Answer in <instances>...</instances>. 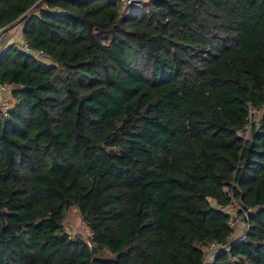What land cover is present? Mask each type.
I'll return each instance as SVG.
<instances>
[{
  "label": "trees",
  "instance_id": "1",
  "mask_svg": "<svg viewBox=\"0 0 264 264\" xmlns=\"http://www.w3.org/2000/svg\"><path fill=\"white\" fill-rule=\"evenodd\" d=\"M122 2L0 0V264H264V0Z\"/></svg>",
  "mask_w": 264,
  "mask_h": 264
},
{
  "label": "rangeland",
  "instance_id": "2",
  "mask_svg": "<svg viewBox=\"0 0 264 264\" xmlns=\"http://www.w3.org/2000/svg\"><path fill=\"white\" fill-rule=\"evenodd\" d=\"M143 1H145V0H130L129 2H126V0H124V2H122V5H121V10L124 13H129L130 11L133 10L134 7L140 5ZM125 4H127L129 6H125ZM18 25H20V24L15 23L9 29H3V31L0 33V38L2 36L7 37L6 39H10V41H13V39H14L13 43H15L19 47L20 41L15 40L16 36L18 34ZM14 27H16V28H14ZM3 96L8 97V96H10V93L7 96H6V94L2 95L0 93V99H2ZM13 102H14V100H13V98H11L10 104H12ZM231 206H232V208L229 209V212L232 215V226H233L232 236H236L238 234L239 235L242 234V232L244 230V222H243L242 217L236 213V211L238 212V210L241 209L239 207V204L235 201ZM64 222H65V230L68 233H70L71 235H80L84 238L87 237L88 229L85 227V224H84L82 218L80 217V215H79V213L75 207H71L67 211L66 218H65Z\"/></svg>",
  "mask_w": 264,
  "mask_h": 264
},
{
  "label": "built area",
  "instance_id": "3",
  "mask_svg": "<svg viewBox=\"0 0 264 264\" xmlns=\"http://www.w3.org/2000/svg\"><path fill=\"white\" fill-rule=\"evenodd\" d=\"M130 0H126V2H129ZM124 2V0H123ZM125 6H129L127 4H125ZM3 27L0 26V33L3 31ZM22 50L28 52V53H34L37 57H47V54L45 52H43L42 50H34L32 49L28 42L25 40V38L23 37L20 40V46H19ZM10 89V84L8 83H0V93L6 94V91ZM2 97V96H1ZM7 107H8V103H7V97H4L2 99H0V110L5 114L7 112ZM239 204V207L241 208L240 210H243V213L240 215L243 219L244 222V230L246 229V222H245V218L247 216V209H249V207L245 206L244 204ZM239 210V211H240ZM239 215V214H238ZM229 225L232 227V215L231 218L228 221ZM243 230V231H244ZM217 243L216 242H211L209 243L206 247H204V256L206 257V261L210 262L212 260V252L217 248Z\"/></svg>",
  "mask_w": 264,
  "mask_h": 264
},
{
  "label": "crops",
  "instance_id": "4",
  "mask_svg": "<svg viewBox=\"0 0 264 264\" xmlns=\"http://www.w3.org/2000/svg\"><path fill=\"white\" fill-rule=\"evenodd\" d=\"M14 28H16V27H14ZM7 37H1L0 38V49L2 48V47H4V46H6L8 43H13V41H14V39H13V41H10V39H6ZM23 38V36H22V34H21V29H20V25H18V34H17V36H16V39L15 40H18V41H20L21 39ZM7 40V41H6ZM6 41V42H5ZM15 44V43H14Z\"/></svg>",
  "mask_w": 264,
  "mask_h": 264
},
{
  "label": "water",
  "instance_id": "5",
  "mask_svg": "<svg viewBox=\"0 0 264 264\" xmlns=\"http://www.w3.org/2000/svg\"><path fill=\"white\" fill-rule=\"evenodd\" d=\"M29 11V10H28ZM27 11V12H28ZM24 15H22L17 21H15L12 25H14L15 23H19V21L23 18ZM12 25H9L6 29H9Z\"/></svg>",
  "mask_w": 264,
  "mask_h": 264
}]
</instances>
